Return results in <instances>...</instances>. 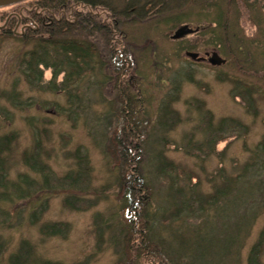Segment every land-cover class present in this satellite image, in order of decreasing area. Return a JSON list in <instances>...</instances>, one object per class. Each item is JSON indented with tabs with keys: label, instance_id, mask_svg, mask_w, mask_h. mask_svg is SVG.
Returning <instances> with one entry per match:
<instances>
[{
	"label": "rangeland",
	"instance_id": "1",
	"mask_svg": "<svg viewBox=\"0 0 264 264\" xmlns=\"http://www.w3.org/2000/svg\"><path fill=\"white\" fill-rule=\"evenodd\" d=\"M104 1L117 8H123L127 3L126 0ZM134 1L142 4L147 0ZM224 3L223 0L188 1L174 14L167 10L151 12L145 20L138 19V22L121 25L120 30L118 28L113 35L119 49L130 53L128 70L120 75L125 81L117 80L124 82L126 89L132 93L135 110L139 111L136 120L141 121L149 130L150 137L145 141L149 157L145 163L146 169L159 172L156 162L160 155L177 164L184 174L175 177V180L177 187L182 188L181 195L185 199L190 196H208L214 186L221 185L222 179H236L241 175L247 180H242L243 183H238L236 187L238 190L245 187L251 193L249 198L240 202L236 199V188L229 191L228 200L221 199L218 202L219 207H225L229 211L225 219L214 218L213 207H206L207 211L197 218V215L189 219L180 215L175 219L168 216L175 206V201L172 204L167 195L171 181L162 174H156L158 178L152 181L153 197L149 213H166L157 214L159 220L157 218L154 221L153 233L156 241L161 242L175 260V255L179 257V263L176 264H248L250 249L264 229V166L259 162L253 164V167L248 166L247 171L243 172V167L251 162V150L264 137V1L261 3V10L256 7L248 14L254 25L249 21L238 23V9L231 7L225 10ZM215 4L216 7L213 6ZM12 7L13 5L0 7V27L4 26V21L11 24L9 14L13 12ZM151 14L157 16L152 17ZM225 15L228 17L231 36L228 44L230 54L226 51L227 54L223 53V46L217 39L221 38V28L217 27V23ZM12 20L17 22V19ZM184 26L192 32L172 39L175 31ZM32 45L13 38H0V92L9 90L16 82L15 89L19 92L20 99L23 102L29 99L32 103L30 107L23 109L28 111L19 112L16 110L20 109L10 107L0 98V110H11L13 114L12 123L6 125L0 122V134L12 129L19 132V140L9 157L10 176L15 177L18 172L25 171L21 164V153L33 141L31 128L24 121L27 116L32 118L35 125L47 129L48 141L44 135L41 137V150L48 155L43 160L57 176L73 167L69 153L82 146L88 152L92 167V188L100 190L105 187L109 190L104 191L107 197L97 207L81 211L65 207L61 194L50 196L48 210L43 215L42 222L67 223L69 231L65 238L40 237L37 227L29 226L25 219L15 228H0V239L8 243L2 264H6L7 255L22 238L29 239L35 245L38 255L62 264H125L122 262L124 223L121 221L125 191L118 184L119 156L112 143L107 142L106 136L103 142L101 133L96 137L90 136L92 127L94 131L103 129L101 125V128L96 126L98 117L107 112L110 114L111 110H118L117 102L122 92L120 83L115 82L117 74H111L107 70L101 74L94 71L80 79L77 84L78 95L72 100V107L74 110L79 107V110H89V127L85 126L82 117L73 127L67 117L56 115L53 111L68 109L66 95L58 91L50 93L44 87L41 90L30 89L24 82L20 73V61ZM236 46L241 47L242 51H237ZM187 51L197 52L202 57H206V52L215 51L226 63L214 67L207 62H193L185 56ZM95 61L93 58L91 63L94 64ZM190 76L192 78L189 79ZM105 77L109 78V82H106ZM62 79L63 74H60L56 83ZM50 80L52 69L42 68V84L45 85ZM103 81L105 83L100 86ZM235 82L253 88L250 100L245 97L244 101L232 95ZM175 88H178L177 92ZM169 96L177 97L172 108L178 112L179 122L172 130L155 129L158 110H161V103ZM247 102L252 103V106L248 107ZM207 115L211 116L213 126L223 118L233 119L242 123L246 132L222 133L227 140L209 150L205 146ZM145 138L143 140H147ZM188 138L192 146H187ZM198 145H201V152L196 149ZM186 146L193 152V156L185 153ZM161 171L159 173L165 172L162 168ZM94 192L89 197L93 198ZM192 205L195 208L197 203L193 201ZM28 207H25V215ZM98 212L102 222L106 224V220H110L108 227H103L100 242L94 226V216ZM167 217L170 219L169 223L160 220H166ZM235 224L238 225V232ZM196 228H199L197 234H200V238L194 235ZM176 236L183 239L185 245L180 246ZM198 240L206 243L203 247L197 245L196 253L195 244ZM128 258L130 264H151L147 258H138L135 251H131ZM259 264H264V245Z\"/></svg>",
	"mask_w": 264,
	"mask_h": 264
},
{
	"label": "trees",
	"instance_id": "2",
	"mask_svg": "<svg viewBox=\"0 0 264 264\" xmlns=\"http://www.w3.org/2000/svg\"><path fill=\"white\" fill-rule=\"evenodd\" d=\"M126 1L127 3L123 8H117L104 0H24L12 4L14 7H12L13 12L9 14V19L12 21L11 24L10 22L6 24L4 21V26L0 27V38H13L26 45L33 44L20 61V73L23 80L30 89L41 90L44 87L50 93L58 91L66 95L69 110L53 111L56 115L67 117L73 127L81 117L84 118L85 126L89 127V110H79L81 109L79 106H77V108L79 107L78 109L74 110L72 107V100L77 98V92L79 91L77 84L82 77L89 76L94 71H98L101 74L104 70H107L111 74H117L116 80L125 81L120 75L128 70L130 53L126 50H120L114 40L113 35L118 28L120 30L121 25L127 22H138V19L145 20L146 16H149L147 12L157 13L167 10L168 12L173 11L174 14L186 2H193V0H183L182 2H179L181 0H147L141 4L134 0ZM223 1L225 2V10L231 7L238 9V23L249 21L251 25H254L248 14L250 15V11L256 7L261 10V3L264 0ZM213 6L216 7V4ZM147 8L148 10H146ZM20 18L21 21H19ZM12 19H17V22L15 20L13 22ZM228 22V17L225 15L217 23V27L221 28V38L217 39L223 46L224 54H230V46L228 44L231 36L228 30ZM236 50L241 52L242 48L236 46ZM93 58L96 59L94 64L91 63ZM234 59L236 61V58ZM42 68L52 69V80L45 85L42 84ZM60 74H63V79L56 83ZM105 78L106 82H109V78ZM190 78L192 77L190 76ZM119 80L115 82L118 84L120 83ZM219 80L223 79L219 78ZM103 83L105 82L100 83V86ZM15 84L16 82L12 84L9 90L1 91L0 98L10 107L20 109L16 111H28L23 109L30 107L32 103L29 99L25 102L20 99V94L16 91ZM119 87L122 95H119L120 99L117 102L118 110H111L110 114L107 112L103 116L98 117L96 126H98L97 128L102 126L103 129L94 131L92 127L93 132H90V136L96 137L101 133L103 135L101 137L102 142L106 136L108 138L107 142L112 143L115 153L119 156L120 175L118 184L125 191L121 207V221L124 223L122 228L124 245L122 262L130 264L128 257L131 251H135L138 258H147L151 261V264H176L179 263V257L174 254L175 260L169 250L161 242L156 241L153 233L154 221L157 218L159 220L157 214L164 215L166 213H149L153 197L152 181L158 178L156 174H162L171 181L167 195L172 204L175 201V206L174 211L172 213L169 212L168 216L170 218L175 217V219L180 215L188 219L193 217V215H197V218L207 211L206 207H213L214 218L225 219L229 211L225 207H219L218 202L221 199L228 200L229 191L235 188L238 192L236 199L244 202L246 198L251 196V193L245 187L242 190H238L239 188L236 185L238 183L242 184V180L247 179L244 178V175L238 176L236 179L225 178L221 180V185L218 187L214 186L210 195L190 196L185 199L181 195L182 188L177 187L175 180V177L178 178L184 174L177 164L168 160L164 155H160L156 162V169L162 172V168L165 172L159 173L158 171L153 172L146 169L145 163L147 159L149 160V157L146 153L145 141H148L150 137L148 134L149 130L144 127L145 125L141 121L136 120V114L139 111L135 110V98L132 93L126 89L124 82H121ZM177 89L175 88L176 92ZM252 89L247 84L235 82L233 83L232 95L244 101H246L245 97L250 100L252 98ZM176 99V96H169L161 103V110H158V117L156 124H154L155 129L158 127L162 131L172 130L174 125L179 122V114L172 108V104ZM247 105L248 107L252 106V103ZM70 107L72 110H70ZM207 116L205 146L209 150L215 149L218 143L227 140L226 135L222 136V133L239 134L240 132H246V127L237 120L223 118L216 126H213L211 116ZM12 117L11 110H0V122L6 125L10 124L13 120ZM24 121L31 128L33 141L31 146L21 153V164L25 171L18 172L15 177L10 176L11 165L9 157L13 146L19 140V132L12 129L0 134V228H15V226L19 225V222L25 219L29 226L37 227L40 237L65 238L69 231L67 223L42 222V217L48 210L50 196L55 193L61 194L65 207L73 211H81L97 207L102 199L107 197L104 191L109 189L102 187L100 190H95L92 188V167L88 152L82 146L75 148L69 153L73 167L62 175L57 176L48 163L43 160V157L47 158L48 155L41 150V137L44 135L48 141L47 129L35 125L31 117L25 116ZM110 130L112 131L109 132ZM144 138L147 140H143ZM94 140L96 141L97 139L94 138ZM187 142V146H192L190 145V138H188ZM96 143L100 145L98 140ZM196 149L201 152V145H198ZM251 151V162L243 167V172L247 171L248 166L249 168L253 167V164L255 165L259 162L261 163L260 165L264 166V137ZM185 153L193 156V152L188 147L185 148ZM91 192L95 194L93 198L89 197ZM193 201L197 203L195 208L192 205ZM234 203L237 204L236 202ZM24 206H29L26 215ZM94 217V226L100 242L103 227H108L110 220H106V224L102 222L99 212ZM96 218H99V220L96 221ZM243 218L241 219L243 220ZM160 220L169 223L170 219L167 217L166 220L165 218ZM243 225L241 224V226ZM198 231L199 228L194 230L196 238L200 235L197 234ZM236 232H238V225L236 226ZM210 234L209 232V236ZM175 239L176 241L178 239L180 246L184 244V240L180 237L176 236ZM205 243L198 240L195 244V252L197 253V245L198 247H203ZM230 244L229 242V246ZM263 245L264 229L260 233L258 241L250 249L248 264H259ZM7 248L8 243L0 239V264L3 262ZM170 257L174 259V263H172ZM156 258L159 260H156ZM6 264L62 263L38 255L35 245L29 239L22 238L15 249L7 255Z\"/></svg>",
	"mask_w": 264,
	"mask_h": 264
},
{
	"label": "water",
	"instance_id": "3",
	"mask_svg": "<svg viewBox=\"0 0 264 264\" xmlns=\"http://www.w3.org/2000/svg\"><path fill=\"white\" fill-rule=\"evenodd\" d=\"M24 0H0V7L12 5ZM192 30L186 26L179 28L171 36L172 39H178L187 33H191ZM206 57H202L197 52H185V56L193 62H207L210 66L219 67L226 63V60L223 59L217 52L205 53Z\"/></svg>",
	"mask_w": 264,
	"mask_h": 264
},
{
	"label": "flooded vegetation",
	"instance_id": "4",
	"mask_svg": "<svg viewBox=\"0 0 264 264\" xmlns=\"http://www.w3.org/2000/svg\"><path fill=\"white\" fill-rule=\"evenodd\" d=\"M146 10H148V8L146 9ZM151 12H148L147 14H150ZM155 16H157V15H152V17H155ZM207 53V52H206ZM209 53V52H208ZM201 63H203V62H201Z\"/></svg>",
	"mask_w": 264,
	"mask_h": 264
}]
</instances>
